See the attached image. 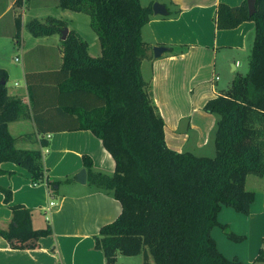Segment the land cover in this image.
Listing matches in <instances>:
<instances>
[{"label":"trees","instance_id":"obj_1","mask_svg":"<svg viewBox=\"0 0 264 264\" xmlns=\"http://www.w3.org/2000/svg\"><path fill=\"white\" fill-rule=\"evenodd\" d=\"M57 6L90 17L101 55L91 57L87 42L70 29L62 42L61 68L41 73L53 79L56 92L50 93L46 108L55 114L38 105L42 94L33 93L35 75L27 78L30 107L9 94L7 72L0 68V166L15 163L35 179H43L38 167L41 152L17 149L9 132V124L29 117L30 111L43 146L47 144L43 136L53 132L51 125L90 131L114 159L115 171L112 175L93 172L92 161L85 156L88 182L121 205L118 218L101 227L95 237V247L104 253L107 264H116L119 255L141 254L143 264H151V259L154 264H243L219 251L212 231L220 227L229 240H245L230 232L218 216L223 208L248 215L255 193L245 188L246 178L264 176V0L256 1L253 15L247 0L239 6L217 7V29L232 30L252 21L255 40L247 75L234 79L204 106L206 113L218 117L214 157L177 152L166 143L165 122L141 72L143 61L153 59L152 47L142 37L143 27L154 17L152 4L57 0ZM15 27L19 45L20 17L15 19ZM25 28L34 37H63L68 23L49 16L44 22L30 21ZM4 174L0 167V176ZM0 192L9 205L12 191L0 187ZM10 208L11 220L6 228L0 227V237L12 249L34 250L41 238L52 234L50 225L33 228L31 211L25 206Z\"/></svg>","mask_w":264,"mask_h":264},{"label":"crops","instance_id":"obj_2","mask_svg":"<svg viewBox=\"0 0 264 264\" xmlns=\"http://www.w3.org/2000/svg\"><path fill=\"white\" fill-rule=\"evenodd\" d=\"M17 1L0 0V24L5 16L14 11L5 25L6 29L0 31V68L7 72L8 81L11 79L14 82L12 88L7 86L9 94L30 107L27 78L35 75L32 77L33 93L36 96L42 94L38 97V101L41 100L38 105L42 111L55 114V110L48 112L46 108L50 93L56 92L53 79L49 74L41 73L61 68L63 38L59 35L34 37L31 34L32 41L29 35L23 36V11L27 9V13L35 16L33 19H39L41 11L28 7L33 0H22L20 9ZM244 1L140 0L142 6L157 2L164 4L169 11L167 17L154 15L142 29L143 40L152 47V57L155 46H164L168 52L159 59L153 57L152 60L143 61L141 72L151 86L152 98L165 122L166 143L174 151L197 155V151L204 149L207 140H203V136L200 141L189 144L188 134L184 133L185 126L195 131L196 122L207 118L201 112L205 104L221 92L217 89L220 76L231 80L239 67L236 60L250 57L255 40V23L247 21L232 30H219L214 20L220 4L239 6ZM40 3L43 1L37 0L36 7ZM79 14L59 9L54 18L66 21L68 30L77 31L87 42L89 55L99 57L101 45L91 28V19L85 14L89 19H83ZM17 17L22 21L20 44H17L22 56L19 61L16 58L15 63L12 45ZM56 36L60 39L59 45L54 44ZM24 124L28 125L27 128ZM51 131L43 136L47 141L43 146L32 111L29 117L9 124V132L15 139L17 149L41 152L38 167L42 169L43 179H35L33 173L15 163L1 164L6 174L0 176V187L12 191V201L9 205L5 204V197L0 192V227L8 226L12 216L11 206L22 205L31 211L34 229H45L50 225L52 234L41 238L34 250L12 249L0 237V264H107L104 253L95 247V237L99 235L101 227L118 218L121 205L111 194L89 184L84 157L91 159L93 172L106 175L114 173L115 161L102 141L90 131L62 130L58 124L51 125ZM204 135L207 137L208 133ZM82 169L87 173L85 185L76 181ZM63 183H67L69 190L61 189ZM245 188L255 193L250 213H231L228 211L230 208H223L218 216L219 222L229 228L230 222L221 220V216L231 214L238 226L234 228L235 232L245 237L241 242L244 245L242 254L232 250L227 252L230 245L226 244L227 250H224L213 232L212 235L219 251L228 259L236 257L243 264H264V176H247Z\"/></svg>","mask_w":264,"mask_h":264},{"label":"rangeland","instance_id":"obj_3","mask_svg":"<svg viewBox=\"0 0 264 264\" xmlns=\"http://www.w3.org/2000/svg\"><path fill=\"white\" fill-rule=\"evenodd\" d=\"M41 1H43V3H40L41 4L40 6L36 7L35 3H37V0H33L28 6L31 9H34V10L39 9V11H41L40 12L41 17L38 20L44 22L47 16L56 17L57 14H58V11L60 9L57 6V0H41ZM16 4H17V7L20 9L21 8L20 6L22 5V0L17 1ZM26 11H27V9L25 11H23V13H22V11L20 12L24 16L23 20L25 19L24 20L25 21V25H24L25 27H26V24L29 23L30 21L34 20L33 18L35 17V16L33 17V15H31L30 13H27ZM13 13H14V11H13ZM13 13L11 12V14H8L7 16H5L2 19L1 24H0V31L6 29L5 25H7V23L10 21L11 16L13 15ZM72 15H74V14H72ZM79 17H81L83 19H87V20L89 19L84 14H81V15L79 14ZM24 34L26 36L29 35L30 36L29 40H32L33 37L31 35V33L26 28H25V30L23 29V36H25ZM54 39H56V42L54 44L59 45L60 44L59 37L56 36V38H54ZM29 44H31V43H29ZM52 47H54V46H52ZM12 49H14V52H13L14 55L12 57L13 61H15L16 58L19 61L21 56H22V54H21V52L18 51L16 38L14 39V42H13V45H12ZM54 49L58 51L57 47H55ZM7 53H10V51H8ZM7 53H6V57L8 58L9 55ZM236 61L239 62V67H238V69L236 71H234V73L232 75V79L231 80L229 79L230 80L229 81V80L223 78V76H220L221 79L217 83V89L218 90H220V91L227 90V88L230 86V84L232 83V81L234 79H236L239 76H245L249 72V57H243V58L241 57V58L237 59ZM15 63H17V62L15 61ZM19 83L21 84L20 81H19ZM13 85H14V82L11 81V79H10L8 81L7 86L12 88ZM201 112L204 115H206L207 118L206 119L203 118L200 122H196L197 131H196V129H195V131H191V129L188 130V128H187L188 126L186 125L185 126L186 129L184 130V133L188 134V137H189L188 142H189V144H193V143H196V142L200 141V138L202 136H203V140H207L204 149L201 150V151H197V155L196 156L214 157L215 154H216L215 132H216V126H217L218 117L216 115H214V114H207L206 112H204V109H202ZM27 126L24 124L25 128H27ZM206 133H208V136L204 137L205 136L204 134H206ZM65 181H67V180H65ZM68 187L69 186H67V183H63L61 185V189L62 190H69ZM93 188L99 189V188H97L95 186ZM224 209H227V208H224ZM230 209L228 211H231V213H235L233 209H231V210ZM221 220H228V222H230V224H231V227H229V231L237 234L235 232L234 228L236 229V228H238V226L235 225L233 219L231 218V214L222 215L221 216ZM212 232L214 233L215 238L217 239V241L220 243L221 248H224V250H227L226 249V244L228 246L230 245L229 246V250L227 252L232 250V251L236 252L237 254H242V252L244 251V245L241 244V242L237 243V242H233V241L229 240L227 238V236L225 235V232L220 227H215ZM229 258L232 259L231 257H229ZM151 261H152V259H151ZM123 262H124V264H143L144 263V256H143V254L138 255V256H134V257L120 256L119 261L117 262V264H121ZM153 264H154V262H153Z\"/></svg>","mask_w":264,"mask_h":264},{"label":"water","instance_id":"obj_4","mask_svg":"<svg viewBox=\"0 0 264 264\" xmlns=\"http://www.w3.org/2000/svg\"><path fill=\"white\" fill-rule=\"evenodd\" d=\"M256 1L257 0H247V5L249 9V14L253 15L256 11ZM153 14L155 16H161V17H167L169 16V11L167 10L166 6L161 3H154L152 5ZM69 33V30L66 29L62 32L63 34V40L66 39L67 35ZM168 52V49L164 46H155L153 47V57L155 59H159L163 56L164 53ZM2 85H5V81H1ZM76 181L79 184L85 185L87 183V173L84 169H82L76 176Z\"/></svg>","mask_w":264,"mask_h":264}]
</instances>
